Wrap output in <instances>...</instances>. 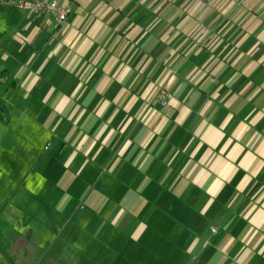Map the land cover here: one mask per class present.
<instances>
[{"label": "crops", "instance_id": "0c3cea01", "mask_svg": "<svg viewBox=\"0 0 264 264\" xmlns=\"http://www.w3.org/2000/svg\"><path fill=\"white\" fill-rule=\"evenodd\" d=\"M60 1L62 23L0 8L21 44L0 58L25 54L0 158L63 230L51 264H264V0ZM47 229L15 233L21 264Z\"/></svg>", "mask_w": 264, "mask_h": 264}, {"label": "rangeland", "instance_id": "374dc122", "mask_svg": "<svg viewBox=\"0 0 264 264\" xmlns=\"http://www.w3.org/2000/svg\"><path fill=\"white\" fill-rule=\"evenodd\" d=\"M6 27H3V29L0 31V56L3 52H10V49L14 46L21 45L20 42L12 39V27H9L6 30ZM6 30V32H5ZM26 50L29 48V46H25ZM14 49V48H13ZM15 51V50H14ZM25 58L24 53H17L14 55V58L10 57L8 59L0 58V72L2 70H10L11 68L15 69L17 66V60H22ZM23 61V60H22ZM20 68V67H19ZM17 68V69H19ZM11 69V70H13ZM18 160L17 158H0V167L2 168V171H0V264H21V255L18 252V254H12V240L14 239L13 236H15V233L17 231H21V229L27 225H31L35 227L38 230H41V228L45 225L49 227L46 231V239L43 241V243L40 245V248L44 251L42 257L44 258V261L42 259L39 260L38 263L35 264H51V261L58 260L60 256L57 259V249L58 247H53L54 240L58 238L63 230H58L55 227L58 226L59 223H55L54 221H47L46 223L42 221V210L46 209L47 211L51 212V208L48 206H43L42 204H36L37 201H33L32 204H25L21 200L18 199V195L21 193L20 189V181L17 178L14 180V182L9 183L7 179H9V174L6 172L5 165H8L7 162H15ZM15 177V176H14ZM19 182V183H18ZM55 212L52 213L54 215ZM69 220H67L65 223H61L60 226H63V228L66 226ZM55 226V227H54ZM68 233V229L66 230L65 234L63 235L65 238ZM64 239L60 240V244L64 243ZM64 245V244H62ZM66 246V245H65ZM52 248V249H51ZM84 248L78 249V251H72V256L76 254L77 256H80L81 258L91 257L92 254L89 253V255H85V252L83 251ZM74 252V253H73ZM70 253V252H69ZM108 256L105 255V257ZM112 256V255H111ZM110 256V257H111ZM94 257V260L91 262V264H98L96 262H100V264H107V262L102 263L99 259V257ZM103 258V257H102ZM90 263V262H89ZM60 264H67L64 262H61Z\"/></svg>", "mask_w": 264, "mask_h": 264}, {"label": "built area", "instance_id": "2783aa9c", "mask_svg": "<svg viewBox=\"0 0 264 264\" xmlns=\"http://www.w3.org/2000/svg\"><path fill=\"white\" fill-rule=\"evenodd\" d=\"M9 6L19 11H31L36 15H51L58 23L64 22L71 13L70 2L60 0H0V8ZM7 80V76L0 74V83ZM171 95L166 87L160 89L159 100L161 103H168ZM218 232L217 227H212V233Z\"/></svg>", "mask_w": 264, "mask_h": 264}]
</instances>
